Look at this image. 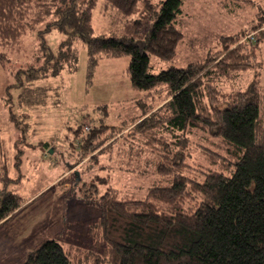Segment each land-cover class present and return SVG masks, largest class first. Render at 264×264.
<instances>
[{
  "label": "trees",
  "instance_id": "16d2710c",
  "mask_svg": "<svg viewBox=\"0 0 264 264\" xmlns=\"http://www.w3.org/2000/svg\"><path fill=\"white\" fill-rule=\"evenodd\" d=\"M58 1L0 0V48L16 49L23 35L46 24L41 35L56 30L69 35L71 42L86 45L89 83L100 58L129 55L132 87L158 91L165 86L167 98L120 127L94 120L89 129L79 124L72 167L97 157L117 139L126 140L141 144L135 153L150 150L159 155L158 173L167 184L152 187L144 200H120L111 186L97 196L94 182H78L75 197L96 206L99 221L83 227L77 247L67 249L59 238H50L29 250L22 264H264L263 87L258 78L247 86L235 85L258 64L264 41L261 18L236 35L220 36L219 48L206 58L153 73L150 54L172 61L184 37L177 26L183 0H163L158 11L144 1L151 10V23L141 38L95 36L92 18L97 0H66L56 10L57 20L46 23ZM141 1L104 0V8L127 18ZM71 54L76 62L75 50ZM6 58L5 52L0 53L1 62ZM48 75L43 66L27 78ZM197 132L202 133L200 143L215 147L202 150L206 163L215 168H209L202 182L183 173L191 144L196 143L189 136ZM0 182L1 225L24 208L25 199L9 189L12 178L6 164Z\"/></svg>",
  "mask_w": 264,
  "mask_h": 264
},
{
  "label": "rangeland",
  "instance_id": "374dc122",
  "mask_svg": "<svg viewBox=\"0 0 264 264\" xmlns=\"http://www.w3.org/2000/svg\"><path fill=\"white\" fill-rule=\"evenodd\" d=\"M65 1L56 3L46 23L57 20V11ZM144 1L136 5L131 16L123 18L115 11L106 10L104 0H97L92 18L94 35L143 37L151 23V10ZM149 1L158 11L163 0ZM182 13L177 26L184 37L176 47L175 58L162 61L150 54L151 72L184 68L217 50L220 36L247 30L258 17L264 22V0H183ZM46 27L43 24L28 31L14 50L0 48V53L7 54L4 62L0 61V148L5 151L3 162L12 178L9 189L25 199L24 208L0 227L25 209L34 211L33 228H42L45 224L38 234L39 242L17 245V251L12 252L13 259L10 254L6 256V249L12 247L14 241L0 239V264L6 257L7 264H21L29 250L50 238H59L67 249L79 245L83 227L98 222L100 213L96 206L75 197L73 188L78 182H94L98 187L97 196L111 186L117 190L120 200H144L152 187L167 184L158 173L160 157L156 152L135 153L141 144L126 140L119 143L120 139L97 157L75 165L73 168L78 169L73 175L71 167L76 156L72 151L73 145H77L74 131L79 124L86 128L94 120L120 127L150 106L161 104L168 93L165 86L157 88L158 91L134 89L127 74L129 55L100 58L89 83L86 45L77 40L71 42L69 35L56 30L41 35ZM71 49L75 50L76 62ZM43 66L48 67L47 77L28 80L30 71ZM255 78L263 87L264 116V41L260 43L257 66L242 75L235 85L245 86L246 83L247 86ZM228 86L226 91L230 90ZM104 105L107 109H99ZM201 134L189 136L196 143L191 144L189 166L183 171L199 182L211 167L202 150L204 147L215 149L211 143H200ZM59 177L72 179L61 183L63 179ZM98 178H106L107 182L102 183ZM1 186L0 182V189ZM77 191L82 194L80 189Z\"/></svg>",
  "mask_w": 264,
  "mask_h": 264
},
{
  "label": "crops",
  "instance_id": "0c3cea01",
  "mask_svg": "<svg viewBox=\"0 0 264 264\" xmlns=\"http://www.w3.org/2000/svg\"><path fill=\"white\" fill-rule=\"evenodd\" d=\"M47 149H44V150H46L45 152H47ZM3 155H4V157L2 158ZM4 159H6L5 151L2 148H0V164H1L0 170L3 166V164H6V162H3ZM77 169H74L72 167V172L76 171ZM0 175H1V172H0ZM59 178H62V177H59ZM45 204H46V202L42 203V206H45ZM27 212H29V213L27 214ZM34 217H35L34 211H32L31 209H25L14 218V219H16L15 221H13L14 220L13 219L8 224H5L3 227H0V239L3 238L2 242H4V241L8 242V239H10L9 241H14L13 246L6 249V253L8 252L6 254V256L9 254L12 255V256H10V259H13V257L15 256V254L12 252L17 251L15 249L17 245H20L23 243L28 244L29 242L30 243L32 242L33 244H35V243L39 242L40 236L38 234H41L42 229H44V227H45V224L42 228H38L36 226H35L36 228H33L34 227L33 226L34 221H32V220H34ZM57 223H55V224H57ZM44 232H45V230H44ZM11 234H13V235H11ZM12 237H13V239H12ZM4 238H5V240H4ZM7 259H8L7 257H6V259H3V264L8 263Z\"/></svg>",
  "mask_w": 264,
  "mask_h": 264
},
{
  "label": "built area",
  "instance_id": "2783aa9c",
  "mask_svg": "<svg viewBox=\"0 0 264 264\" xmlns=\"http://www.w3.org/2000/svg\"><path fill=\"white\" fill-rule=\"evenodd\" d=\"M86 129H89V127H86Z\"/></svg>",
  "mask_w": 264,
  "mask_h": 264
},
{
  "label": "water",
  "instance_id": "95a60500",
  "mask_svg": "<svg viewBox=\"0 0 264 264\" xmlns=\"http://www.w3.org/2000/svg\"><path fill=\"white\" fill-rule=\"evenodd\" d=\"M51 151V150H50ZM78 175V173H76Z\"/></svg>",
  "mask_w": 264,
  "mask_h": 264
}]
</instances>
